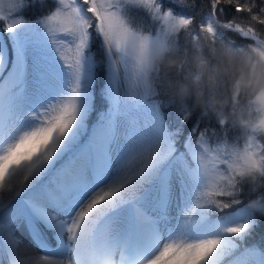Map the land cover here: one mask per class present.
Returning a JSON list of instances; mask_svg holds the SVG:
<instances>
[{
    "label": "snow or ice",
    "instance_id": "1",
    "mask_svg": "<svg viewBox=\"0 0 264 264\" xmlns=\"http://www.w3.org/2000/svg\"><path fill=\"white\" fill-rule=\"evenodd\" d=\"M27 4L0 0V264H264V248L242 243L264 215V192L241 198L245 186L264 188V135L213 145L197 126L181 151V129L169 128L159 95L134 69L146 42H179L182 32L207 30L215 42L231 29L257 41L218 16L222 4L253 7L210 0L193 28V16L160 0H56L35 21L20 14ZM130 7L146 10L158 30L144 31ZM94 43L106 106L89 127ZM181 111L186 122L191 113ZM21 225L39 251L17 234Z\"/></svg>",
    "mask_w": 264,
    "mask_h": 264
},
{
    "label": "clouds",
    "instance_id": "2",
    "mask_svg": "<svg viewBox=\"0 0 264 264\" xmlns=\"http://www.w3.org/2000/svg\"><path fill=\"white\" fill-rule=\"evenodd\" d=\"M239 23L255 32L257 41L234 47L219 38L213 42L205 30L184 44L175 38L146 42L134 57L139 83L169 104L183 108L191 100L193 108L215 117L222 127L264 135V32L249 21Z\"/></svg>",
    "mask_w": 264,
    "mask_h": 264
},
{
    "label": "trees",
    "instance_id": "3",
    "mask_svg": "<svg viewBox=\"0 0 264 264\" xmlns=\"http://www.w3.org/2000/svg\"><path fill=\"white\" fill-rule=\"evenodd\" d=\"M160 2L165 9L171 8L175 14L193 16V28H196L199 22L206 18L210 10V0H187L186 4H180L177 0H160ZM240 2L253 7V12L251 14L247 12L235 13L234 5L222 4L221 7L225 8V12L218 14L221 21L226 22L228 19H235L236 22L249 21L255 25L258 31L264 32V25H260L259 21H251L252 15H258L261 19H264V0H240ZM55 7L56 4L54 0H28L27 6L20 14L29 21H35L49 14ZM127 11L133 18L134 22L144 31L155 32L158 22L153 21L146 10L137 7H130ZM179 39V42L184 44L185 34L183 32L180 34ZM221 40L226 43H231L234 47H246L247 45L254 43L252 39L242 37L238 32H234L231 29L222 30ZM97 72H99V80L95 85L96 88L100 87L105 79V71L104 69L102 70V67H100ZM158 99L162 102V112L169 128L172 130H176L177 128L181 129L177 144L181 151H184V144L189 136L192 135L193 128H196L197 126L200 131L208 132L213 144L219 141L222 136H225L229 140L241 137L242 142V134L238 128H232L230 125L227 128L224 126L222 127L219 125V122L215 117L203 115L200 108H193L191 100L188 101V106L186 107L191 115L188 120L184 122L182 121V107L179 104H169L167 99L162 96H159ZM91 117L92 114L88 121L89 126L95 121L94 119L92 120ZM196 138L197 136H192L193 140ZM262 192H264V188H259L256 192H250L249 186H245L241 198L247 203L250 199L257 198ZM241 206L242 205L234 206L233 209L226 211H234ZM242 243L243 246L247 247L258 246L264 248V215L257 214L256 223Z\"/></svg>",
    "mask_w": 264,
    "mask_h": 264
},
{
    "label": "rangeland",
    "instance_id": "4",
    "mask_svg": "<svg viewBox=\"0 0 264 264\" xmlns=\"http://www.w3.org/2000/svg\"><path fill=\"white\" fill-rule=\"evenodd\" d=\"M54 1H55V4H56V0H54ZM53 10H54V9H53ZM41 18H42V17H41ZM158 27H159V25L157 26V29H156V30H158ZM156 30H155V31H156ZM4 35H5V41H6L7 43H9V47H10V42L7 40V34H4ZM98 48H99V45H98V44L94 43V44L92 45V51H93V53L96 54V59H97V61H98V69H99L100 67H102V70L104 69V71H105V79H104L103 84H102L100 87H97V88H96L95 85H96L97 81L99 80V79H98V73H99V72H97V80H96V83L94 84V95H95V101H94V111L92 112V117H91L92 120H93V119L96 120L98 113H99L100 111L104 110V108H105V106H106V102H105V100L103 99V97H102V95H101L102 88H103L104 84L106 83V68H105L104 63L102 62V61H103V57H102V55L100 54V52L98 51ZM98 69H97V71H98ZM98 100H99V101H98ZM94 122H95V121H94ZM91 125H92V123H91ZM91 125H90L89 127H91ZM241 143H242V142H241ZM213 145H215V143H214ZM236 209H237V208H236ZM236 209H235V210H236ZM235 210H234V211H235ZM17 234H18L19 236H21V237L23 238V240H24L26 243L30 244L34 250L39 251V249L36 248V245L30 240L29 235H28V232H27L26 228H25L23 225L20 226V228L18 229V233H17ZM49 236H50V234H49Z\"/></svg>",
    "mask_w": 264,
    "mask_h": 264
},
{
    "label": "water",
    "instance_id": "5",
    "mask_svg": "<svg viewBox=\"0 0 264 264\" xmlns=\"http://www.w3.org/2000/svg\"><path fill=\"white\" fill-rule=\"evenodd\" d=\"M241 36H243V35H241ZM243 37H245V36H243ZM246 38H250V37H246ZM252 39V38H251ZM253 40V39H252ZM254 41V40H253ZM255 42V41H254Z\"/></svg>",
    "mask_w": 264,
    "mask_h": 264
},
{
    "label": "bare ground",
    "instance_id": "6",
    "mask_svg": "<svg viewBox=\"0 0 264 264\" xmlns=\"http://www.w3.org/2000/svg\"><path fill=\"white\" fill-rule=\"evenodd\" d=\"M50 238H51V235H50Z\"/></svg>",
    "mask_w": 264,
    "mask_h": 264
}]
</instances>
